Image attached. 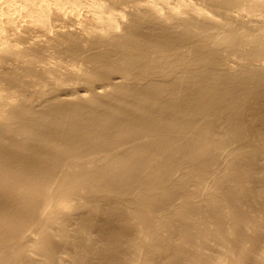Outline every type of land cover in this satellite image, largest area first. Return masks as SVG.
<instances>
[{"label": "bare ground", "instance_id": "obj_1", "mask_svg": "<svg viewBox=\"0 0 264 264\" xmlns=\"http://www.w3.org/2000/svg\"><path fill=\"white\" fill-rule=\"evenodd\" d=\"M18 1L0 264H264V0Z\"/></svg>", "mask_w": 264, "mask_h": 264}, {"label": "rangeland", "instance_id": "obj_2", "mask_svg": "<svg viewBox=\"0 0 264 264\" xmlns=\"http://www.w3.org/2000/svg\"><path fill=\"white\" fill-rule=\"evenodd\" d=\"M18 5L19 8L17 10H13L12 8H10L8 2L7 3L5 2L2 5H0V14L3 17V20L8 21L10 17L17 16L16 21L19 22L18 23L19 25L23 24L26 28L31 26H36L37 22L35 21V19H33L30 16V10L27 7H25V2L18 1ZM65 11L68 14V19L75 21L76 16H78L79 14L83 16H91L92 10L90 8L85 7L84 9H66ZM26 28H22V30Z\"/></svg>", "mask_w": 264, "mask_h": 264}]
</instances>
